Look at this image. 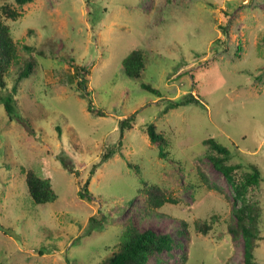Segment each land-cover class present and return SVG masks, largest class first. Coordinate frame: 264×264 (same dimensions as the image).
<instances>
[{
    "label": "rangeland",
    "instance_id": "rangeland-1",
    "mask_svg": "<svg viewBox=\"0 0 264 264\" xmlns=\"http://www.w3.org/2000/svg\"><path fill=\"white\" fill-rule=\"evenodd\" d=\"M4 6L20 16L7 18ZM0 15L19 57L3 93L17 66L34 62L11 117L0 103V264H98L128 224L174 239L147 264H242V236L225 222L235 221L233 190L205 155L208 137L244 166L239 173L250 164L261 173L248 198L260 212L254 254L264 264V0H0ZM136 49L144 69L132 78L122 61ZM189 94L196 103L164 110ZM145 124L165 134L173 160L159 157ZM198 168L221 191L195 187ZM28 169L50 179L55 201H32ZM141 178L178 203L149 209ZM213 216L203 235L196 223Z\"/></svg>",
    "mask_w": 264,
    "mask_h": 264
},
{
    "label": "trees",
    "instance_id": "trees-1",
    "mask_svg": "<svg viewBox=\"0 0 264 264\" xmlns=\"http://www.w3.org/2000/svg\"><path fill=\"white\" fill-rule=\"evenodd\" d=\"M33 0H15L16 4L22 6ZM2 13L7 18L16 20L20 16V12L10 6H4ZM19 57L17 54L16 44L11 36L9 26L1 19L0 15V103L9 117H11L12 104L16 106V100L13 95L16 92L18 82L26 78L33 70V60H24L23 63L17 66L16 76L13 78V85L9 93H3L6 90V79L10 73L12 64H18ZM122 66L125 73L132 78H138L144 69V55L141 49L133 50L122 61ZM81 69H83L81 67ZM85 78L81 79L84 85ZM143 88L147 91L155 93L157 96L162 97L160 90L153 88L150 84H142ZM190 97H185L184 100H168L165 111L182 106L185 103H196L197 99L191 94ZM89 110L92 107L89 106ZM133 118L130 116L121 120V128L130 126L129 121ZM144 129L149 137L151 143H157L158 155L163 159H171L170 151L167 149L168 140L165 134L157 131L155 125L145 124ZM122 133V132H121ZM205 147V155L212 163L213 167L221 172L233 190L234 200L236 205L232 208V219L225 220L227 223L228 232L234 237L242 236L243 239V263L242 264H257L255 260V248L258 246V241L261 239L259 229L260 212L259 208L248 198V192L251 188L260 184L262 178L258 168L254 165H248L243 173L238 170L244 166L242 164L231 163V152L226 147L221 145L215 138L208 137L202 141ZM107 156H104V159ZM175 161V160H174ZM179 161H177L178 163ZM180 164V163H179ZM136 171L138 168L134 166ZM199 179L195 187L202 188L206 185L208 188L221 191V188L215 184H210L208 177L198 168ZM142 188L139 190L145 196L146 206L151 210H158L167 204H177L178 200L172 197L164 188L155 183H150L144 179H140ZM25 184L27 193L35 204H46L53 202L57 199L58 195L55 192L50 179L40 177L33 169H28L25 172ZM88 181L86 182V185ZM85 191L86 188H85ZM218 217L213 216L209 221H202L196 223V227L203 235H207L212 230V225L218 222ZM92 221L93 218H92ZM95 222V221H94ZM188 224L181 221L180 232H188ZM175 246L173 237L168 233H157L151 229L140 230L133 224H128L121 233L120 241L116 249L112 253L101 260L98 264H147L151 256L170 251ZM186 256L183 255V260Z\"/></svg>",
    "mask_w": 264,
    "mask_h": 264
}]
</instances>
